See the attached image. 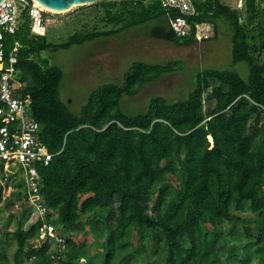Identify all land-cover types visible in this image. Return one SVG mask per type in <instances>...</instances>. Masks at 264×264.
<instances>
[{
	"label": "trees",
	"instance_id": "1",
	"mask_svg": "<svg viewBox=\"0 0 264 264\" xmlns=\"http://www.w3.org/2000/svg\"><path fill=\"white\" fill-rule=\"evenodd\" d=\"M192 3L184 37L170 24L180 14L158 0L81 6L91 12L73 17L78 28L60 43L32 32L27 9L6 34L7 52L24 45L15 53L17 95L30 98V116L54 158L36 166L42 218L29 220L26 182L7 194L10 184L0 181V264H264V0ZM154 20L153 36L178 45L196 42L199 25L215 32L226 25L233 62L248 64V79L205 69L188 98L153 96L147 111L129 115L124 96L137 97L184 66L137 62L121 85L98 87L72 113L60 97L63 71L41 54ZM17 175L22 169L8 181ZM43 225L56 229L64 248L40 241Z\"/></svg>",
	"mask_w": 264,
	"mask_h": 264
},
{
	"label": "rangeland",
	"instance_id": "2",
	"mask_svg": "<svg viewBox=\"0 0 264 264\" xmlns=\"http://www.w3.org/2000/svg\"><path fill=\"white\" fill-rule=\"evenodd\" d=\"M79 8L66 13L42 8L49 19L47 37L50 42L65 40L78 28L71 19L88 16L91 12L88 9L76 10ZM69 13L73 14L69 16ZM159 23L154 20L111 38H99L69 49L43 52L41 57L64 73L60 97L68 109L80 114L93 91L104 84L121 85L125 74L137 62L166 64L180 60L184 66L181 72L165 75L157 82L146 85L137 97L124 96L121 108L129 115L147 111L149 99L153 96L164 97L169 103L188 98L196 86L197 74L205 69L234 71L243 79H248V64L233 62V47L226 25L220 24L217 32L212 25H199L196 42L178 45L153 36L152 31ZM11 172L17 174L19 169L12 168ZM22 182H25V178L21 175L13 180H5L3 184L11 186L7 194L13 191L14 184Z\"/></svg>",
	"mask_w": 264,
	"mask_h": 264
},
{
	"label": "built area",
	"instance_id": "3",
	"mask_svg": "<svg viewBox=\"0 0 264 264\" xmlns=\"http://www.w3.org/2000/svg\"><path fill=\"white\" fill-rule=\"evenodd\" d=\"M158 1L167 11L180 14L170 20L171 28L177 36H186L189 33V25L185 16L195 14L192 0ZM236 3L241 7L243 0H236ZM26 9L29 12L32 32L40 36L46 35L49 19L36 1L5 0L0 5V181L4 183L14 174L11 172L12 168L22 169L29 193L26 204L33 209L29 218L32 221L46 214V207L38 201L40 175L36 166H48L54 158V153L41 140L40 125L30 116V98L17 95L23 83L16 78L15 53L21 51L24 45L16 42L10 51L7 52L6 48V34L15 33ZM40 233V241L49 240L58 250L65 247V239L53 226L43 225Z\"/></svg>",
	"mask_w": 264,
	"mask_h": 264
},
{
	"label": "water",
	"instance_id": "4",
	"mask_svg": "<svg viewBox=\"0 0 264 264\" xmlns=\"http://www.w3.org/2000/svg\"><path fill=\"white\" fill-rule=\"evenodd\" d=\"M5 0H0V5ZM44 6L47 9L54 10L57 12H70L73 8L93 5L103 0H34ZM120 1V0H114Z\"/></svg>",
	"mask_w": 264,
	"mask_h": 264
},
{
	"label": "bare ground",
	"instance_id": "5",
	"mask_svg": "<svg viewBox=\"0 0 264 264\" xmlns=\"http://www.w3.org/2000/svg\"><path fill=\"white\" fill-rule=\"evenodd\" d=\"M36 3H37L38 5H40V8H41V7H42V8L44 7V6H42L41 4H39L38 2H36Z\"/></svg>",
	"mask_w": 264,
	"mask_h": 264
}]
</instances>
